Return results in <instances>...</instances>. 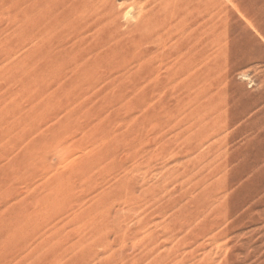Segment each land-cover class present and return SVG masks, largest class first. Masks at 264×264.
Masks as SVG:
<instances>
[{"label":"rangeland","instance_id":"1","mask_svg":"<svg viewBox=\"0 0 264 264\" xmlns=\"http://www.w3.org/2000/svg\"><path fill=\"white\" fill-rule=\"evenodd\" d=\"M0 264H264V0H0Z\"/></svg>","mask_w":264,"mask_h":264},{"label":"bare ground","instance_id":"2","mask_svg":"<svg viewBox=\"0 0 264 264\" xmlns=\"http://www.w3.org/2000/svg\"><path fill=\"white\" fill-rule=\"evenodd\" d=\"M156 31H157V30H156ZM155 33H156V32H155ZM157 34H158V33H157ZM157 34H156V35H157ZM158 35H159V34H158ZM160 36H161V35H160ZM157 37H158V36H157ZM161 37H162V36H161ZM159 38H160V37H159ZM157 39H158V38H157ZM226 149H227V148H226ZM220 221H221V220H220Z\"/></svg>","mask_w":264,"mask_h":264}]
</instances>
